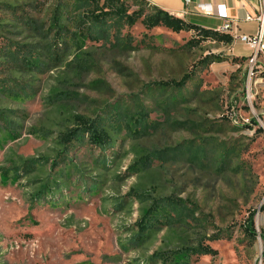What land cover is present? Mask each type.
Here are the masks:
<instances>
[{"label":"rangeland","instance_id":"rangeland-1","mask_svg":"<svg viewBox=\"0 0 264 264\" xmlns=\"http://www.w3.org/2000/svg\"><path fill=\"white\" fill-rule=\"evenodd\" d=\"M74 4L0 0V264H159L154 250L198 240L216 251L193 264H264V55L212 38L188 44L192 29L141 18L113 28L130 41L82 39ZM209 52L220 59L193 67ZM192 67L180 96L148 85ZM139 106L143 128L125 126ZM76 113L97 115L110 143L82 135L62 146ZM166 196L187 207L159 210L165 220L135 240L146 205ZM250 209L252 241L241 231ZM216 228L230 237L207 239Z\"/></svg>","mask_w":264,"mask_h":264},{"label":"trees","instance_id":"trees-1","mask_svg":"<svg viewBox=\"0 0 264 264\" xmlns=\"http://www.w3.org/2000/svg\"><path fill=\"white\" fill-rule=\"evenodd\" d=\"M73 5V22L72 24L77 29V32L82 35L83 38H93L101 39L113 43L115 41H130L129 33L124 32L120 34L117 29H113L114 26L122 25L124 22L126 24L133 23L136 19L141 18V21L146 27H151L153 25L162 24L168 27L171 30H193L194 35L187 39L188 44L193 42H198L204 38H212L218 42H228L232 39V34L228 30H218L213 27H204L198 25L194 22H189L178 15H173L164 8L156 5L149 0H74ZM135 4L134 6H131ZM147 9L144 11V9ZM63 10L57 5L56 9L53 10L52 17L57 19V22L60 20V15ZM61 24L57 23L56 25V39L61 38L59 31ZM235 58V57H233ZM220 59L218 53H204L201 55L193 64V67L198 64L207 65L211 60ZM183 72L176 79H159L158 81L149 82L148 85H153L155 87H170L171 92L165 96L173 98V93H177V96L182 94V89L186 84V81L192 77L194 68ZM113 108L111 110L113 116H117L120 119L124 118L126 110L120 111L119 106L110 104ZM135 113V114H134ZM133 114H129L124 123L125 126L129 127L128 120L136 118L141 124L142 128L145 125V110L142 109V106H139L134 110ZM132 115V116H131ZM134 116V117H133ZM74 125L67 126L58 133L59 141L62 142V146H66L71 140L82 135L86 136V140L90 143H94L98 146H104L110 143V135L108 134L106 128L102 125L100 119L97 115L93 117H88L82 113H76L72 115ZM259 126L256 127V130H260ZM134 130V129H133ZM197 145L194 147V152ZM222 158L227 155V149H224L222 152ZM144 157V156H140ZM143 161L144 158H141ZM33 159L27 158L24 160L23 164L28 165L32 164ZM138 162V159H137ZM142 162V161H141ZM131 166L136 168V163H130ZM4 175H7L8 169H2ZM187 205L185 201L181 198H171L163 197L162 202H159L157 198L151 199V202L146 205L145 209L142 211L139 219H137L136 224L138 225V231L135 233V240H140L143 238L142 233L147 229V226H151L157 223H161L165 220V216L157 217L156 213H166L169 209L179 211L182 208H186ZM260 209H264V200L259 206ZM164 210V211H162ZM241 231H243L245 237L252 241L256 238L257 231L254 227L253 219V210L250 209L247 211V215L244 218V221L241 225ZM231 232L227 228H216L212 233L207 235V239L219 238V237H230ZM264 239V236H262ZM216 251L215 247H212L208 242L198 240L195 244H184L180 247H175L171 249L163 248V250H154L150 254V258H153L154 261H159V264H193L189 256L197 255L200 253H214ZM264 254V252H263Z\"/></svg>","mask_w":264,"mask_h":264},{"label":"crops","instance_id":"crops-1","mask_svg":"<svg viewBox=\"0 0 264 264\" xmlns=\"http://www.w3.org/2000/svg\"><path fill=\"white\" fill-rule=\"evenodd\" d=\"M159 5L173 15H178L183 19L194 22L204 27H219L226 21L231 22L228 31L232 34L230 46L238 50L246 48V44L237 39H233V32H255L257 0H149ZM246 14L251 17L247 18ZM237 40V41H235ZM234 52V51H233Z\"/></svg>","mask_w":264,"mask_h":264},{"label":"built area","instance_id":"built-area-1","mask_svg":"<svg viewBox=\"0 0 264 264\" xmlns=\"http://www.w3.org/2000/svg\"><path fill=\"white\" fill-rule=\"evenodd\" d=\"M246 17H251L250 14H246ZM256 20L255 32H233V39H237L246 43L252 50V56L256 57L264 55V0H257L256 14L253 16ZM220 26H227L230 28L231 22L226 21Z\"/></svg>","mask_w":264,"mask_h":264},{"label":"bare ground","instance_id":"bare-ground-1","mask_svg":"<svg viewBox=\"0 0 264 264\" xmlns=\"http://www.w3.org/2000/svg\"><path fill=\"white\" fill-rule=\"evenodd\" d=\"M219 27H222V30L225 31V30H228V27L227 26H219ZM230 29V28H229Z\"/></svg>","mask_w":264,"mask_h":264}]
</instances>
